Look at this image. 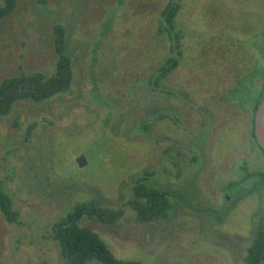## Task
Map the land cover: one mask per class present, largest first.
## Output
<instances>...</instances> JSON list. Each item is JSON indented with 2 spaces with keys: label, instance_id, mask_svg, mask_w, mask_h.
Segmentation results:
<instances>
[{
  "label": "rangeland",
  "instance_id": "374dc122",
  "mask_svg": "<svg viewBox=\"0 0 264 264\" xmlns=\"http://www.w3.org/2000/svg\"><path fill=\"white\" fill-rule=\"evenodd\" d=\"M171 1L17 0L0 21V82L53 74L57 25L66 30L74 71L66 93L19 101L0 117V186L20 212L11 224L0 208V264H66L52 226L91 199L125 211L112 225L82 221L119 259L245 264L264 225V185L223 224L186 204L165 221L142 223L127 206L144 171L154 172L150 182L159 188L221 209L231 199L223 187L244 167L264 169L251 142L252 107L242 109L237 92L248 85L254 95L264 82V0H182L181 60L159 79L173 55L161 16Z\"/></svg>",
  "mask_w": 264,
  "mask_h": 264
},
{
  "label": "trees",
  "instance_id": "16d2710c",
  "mask_svg": "<svg viewBox=\"0 0 264 264\" xmlns=\"http://www.w3.org/2000/svg\"><path fill=\"white\" fill-rule=\"evenodd\" d=\"M17 7V0H2L0 3V21L12 14ZM182 8V0H172L161 12L163 29L169 34L172 53L159 70L158 78H166L180 63L183 53V35L178 28L177 17ZM109 28V26L107 27ZM55 50L57 62L55 72L46 76L42 72L22 73L4 78L0 82V117L11 116L19 101L43 103L66 93L74 80L73 62L67 50L66 30L61 25L55 27ZM95 86L98 82H94ZM256 90V89H255ZM95 91H97L95 89ZM242 94V109L247 104L252 107V137L257 146L264 152L255 136V114L264 96V82L260 89L252 94V88L242 85L237 89ZM33 126L28 128L26 138L32 133ZM154 172L144 171L132 186L133 196L127 206L134 210L142 223L166 220L182 204L215 217L218 224H223L235 206L246 196L254 194L264 185V169L244 167L241 178L228 182L223 190L231 196L229 206L215 209L210 206L194 203L182 194L170 189H163L150 182ZM255 180L250 188H244L247 181ZM0 208L5 219L11 223H19L20 212L14 208L11 197L0 186ZM123 208L113 209L105 206L97 199L78 203L73 210L52 226L51 238L57 241L61 255L66 264H88L98 261L103 264H144L138 260L119 259L112 252L99 233L83 226L85 218H96L103 224L112 225L124 216ZM245 264H264V225L257 227L253 242L247 250Z\"/></svg>",
  "mask_w": 264,
  "mask_h": 264
},
{
  "label": "water",
  "instance_id": "95a60500",
  "mask_svg": "<svg viewBox=\"0 0 264 264\" xmlns=\"http://www.w3.org/2000/svg\"><path fill=\"white\" fill-rule=\"evenodd\" d=\"M255 135L257 142L264 150V96L255 114ZM77 162L80 167H84L88 161L84 155H80Z\"/></svg>",
  "mask_w": 264,
  "mask_h": 264
},
{
  "label": "flooded vegetation",
  "instance_id": "af4514ba",
  "mask_svg": "<svg viewBox=\"0 0 264 264\" xmlns=\"http://www.w3.org/2000/svg\"><path fill=\"white\" fill-rule=\"evenodd\" d=\"M255 136H256V135H255ZM251 142H253V143L255 142L254 139H253V137H252V135H251ZM255 144H256V142H255ZM256 145H257V144H256ZM257 148H259V147L257 146ZM259 149H260V148H259ZM257 150H258V149H257ZM260 150H261V149H260ZM258 151H259V150H258ZM261 151H262V150H261ZM262 152H263V151H262ZM263 154H264V152H263ZM259 158H264V155H263L262 157H258V156L256 157V159H259ZM195 159H198V158L196 157ZM218 159H227V158H218ZM244 159H251V158H244ZM229 195H230V194H229L228 192H226V193H225V196H226L225 198L227 199V198L229 197ZM210 216H211V215H210ZM211 217H212V216H211Z\"/></svg>",
  "mask_w": 264,
  "mask_h": 264
}]
</instances>
